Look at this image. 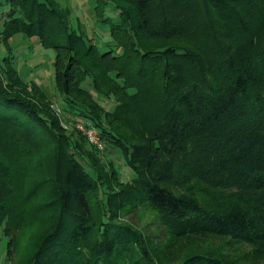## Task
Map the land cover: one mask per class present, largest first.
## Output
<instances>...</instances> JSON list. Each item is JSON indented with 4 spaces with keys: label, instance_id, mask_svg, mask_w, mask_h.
Returning a JSON list of instances; mask_svg holds the SVG:
<instances>
[{
    "label": "trees",
    "instance_id": "1",
    "mask_svg": "<svg viewBox=\"0 0 264 264\" xmlns=\"http://www.w3.org/2000/svg\"><path fill=\"white\" fill-rule=\"evenodd\" d=\"M83 1L98 32L107 31L102 41L57 0H0V226H13L5 156L39 153L42 206L51 212L26 264H230L199 253L164 263L119 221L141 202L176 237L209 231L264 243V0ZM17 36L52 51V84L78 137L66 134L37 83L24 80L11 45ZM76 120L97 128L104 151L121 152L131 182L111 191L103 167L89 163L103 151ZM198 179L253 202L209 209ZM2 232L10 261L16 236Z\"/></svg>",
    "mask_w": 264,
    "mask_h": 264
},
{
    "label": "rangeland",
    "instance_id": "2",
    "mask_svg": "<svg viewBox=\"0 0 264 264\" xmlns=\"http://www.w3.org/2000/svg\"><path fill=\"white\" fill-rule=\"evenodd\" d=\"M57 1L62 6L73 10L72 19L74 20L75 16L79 17L81 23L92 33V38L99 37L101 41L104 39L103 34L107 33L106 29L103 31L100 29L98 32L97 26L92 23L89 16V8L83 0ZM11 45L19 61L18 67L27 73L23 77L24 80L26 82L34 80L37 83L46 94L51 107L61 116L64 127H68L66 134L72 135L73 138L78 137L77 134H72L69 124V122L72 123L71 115L63 114L58 93L52 84V51L39 49L34 39L27 42L18 40V36L12 39ZM0 50L2 54L1 46ZM27 61L28 66L25 65ZM102 105L106 109H112L109 100H103ZM97 157L98 159L93 154L89 155V163L103 167L107 173L103 171V175L107 177L112 192L131 182L132 173L126 167L125 158L121 152L108 149L97 153ZM39 158H41L39 153L29 156L21 155L14 158V161L10 160L9 156H5L9 172L14 179L15 190L10 201L14 210L7 219L13 226H5L4 223L0 226V264H26L35 251L40 235L48 228L51 212L50 209L42 206L46 200V185L39 187V183L45 178ZM109 176L112 177L109 178ZM195 185H198L199 193H201L200 201L209 209L219 210L231 206L246 209L253 202L250 196L232 186L215 189L211 188V185L208 186L202 179H198ZM99 194L91 193L90 199L95 206H99ZM119 221L129 224L141 237L149 241L164 263H178L190 255L199 253L221 257L230 264H264V243L209 231L190 233L181 238L176 237L171 228L172 224L163 220L161 214L145 202L134 204L132 208L127 206ZM2 227L8 228L9 237L16 236L14 254L10 261L7 259V237L3 234Z\"/></svg>",
    "mask_w": 264,
    "mask_h": 264
},
{
    "label": "built area",
    "instance_id": "3",
    "mask_svg": "<svg viewBox=\"0 0 264 264\" xmlns=\"http://www.w3.org/2000/svg\"><path fill=\"white\" fill-rule=\"evenodd\" d=\"M74 128L80 132L87 143L97 149L98 151H104L105 143L101 138V135L97 128L89 121L76 120L73 123Z\"/></svg>",
    "mask_w": 264,
    "mask_h": 264
}]
</instances>
